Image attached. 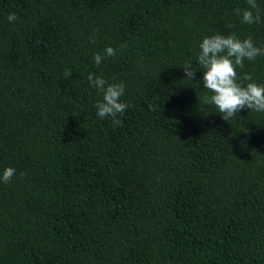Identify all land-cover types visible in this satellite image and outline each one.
<instances>
[{"label":"trees","instance_id":"16d2710c","mask_svg":"<svg viewBox=\"0 0 264 264\" xmlns=\"http://www.w3.org/2000/svg\"><path fill=\"white\" fill-rule=\"evenodd\" d=\"M256 2L0 0V264H264V113L223 120L197 62L214 34L264 46ZM237 72L264 85V56ZM89 73L125 84L119 126Z\"/></svg>","mask_w":264,"mask_h":264},{"label":"clouds","instance_id":"9594fccd","mask_svg":"<svg viewBox=\"0 0 264 264\" xmlns=\"http://www.w3.org/2000/svg\"><path fill=\"white\" fill-rule=\"evenodd\" d=\"M246 2L249 7L242 11V15L241 9H235L236 15L241 16V23L248 25L261 23L256 0ZM7 19L9 23H13L18 17L15 13H10ZM90 40L92 43L96 42L94 37ZM199 49L197 62L200 65L199 70L203 71V87L211 93L210 96H204L203 103L214 105L225 121H229L246 108L251 112L264 113V85L255 83L251 74H245L241 78L237 72V68L244 66L245 60L254 61L257 57L264 56V46L258 47L251 36L241 40L234 34H214L206 36L199 44ZM115 55L116 49L109 46L104 49L103 55L95 53L93 60L99 67L103 59ZM183 69L186 80L192 81L197 69H193L191 64H185ZM71 76V71L65 69L64 77L67 79ZM86 79L92 88L102 94V100L95 103L96 115L101 119L111 117L112 123L119 126L121 121L118 116L123 115L128 108V105L121 101L125 93V84L109 83L94 73H89ZM15 174V168H5L0 174V182H11ZM20 175L23 177L25 173Z\"/></svg>","mask_w":264,"mask_h":264}]
</instances>
